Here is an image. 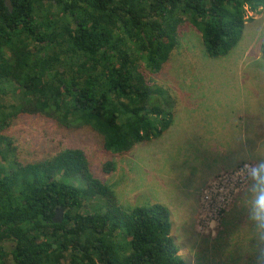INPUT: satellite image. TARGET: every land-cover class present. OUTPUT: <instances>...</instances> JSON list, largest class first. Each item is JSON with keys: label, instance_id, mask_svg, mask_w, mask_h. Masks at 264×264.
Returning a JSON list of instances; mask_svg holds the SVG:
<instances>
[{"label": "trees", "instance_id": "1", "mask_svg": "<svg viewBox=\"0 0 264 264\" xmlns=\"http://www.w3.org/2000/svg\"><path fill=\"white\" fill-rule=\"evenodd\" d=\"M11 4L0 0V264H189L167 207L120 205L78 149L21 162L10 130L29 117L90 128L110 157L101 172L113 173L114 156L173 124L179 88L161 79L183 34H199L207 57H225L264 0Z\"/></svg>", "mask_w": 264, "mask_h": 264}, {"label": "rangeland", "instance_id": "2", "mask_svg": "<svg viewBox=\"0 0 264 264\" xmlns=\"http://www.w3.org/2000/svg\"><path fill=\"white\" fill-rule=\"evenodd\" d=\"M247 18L240 42L219 59L206 56L195 31L183 34L161 79L179 88L173 124L162 138L114 156L113 173L101 172L110 157L90 128L43 118L12 126L18 160L78 149L120 205L168 208L171 234L189 264H253L251 226L236 198L247 184L236 173L240 161L264 155V8Z\"/></svg>", "mask_w": 264, "mask_h": 264}, {"label": "clouds", "instance_id": "3", "mask_svg": "<svg viewBox=\"0 0 264 264\" xmlns=\"http://www.w3.org/2000/svg\"><path fill=\"white\" fill-rule=\"evenodd\" d=\"M239 163L241 167L236 175L244 180L247 189L237 190V203L251 226L253 264H264V155Z\"/></svg>", "mask_w": 264, "mask_h": 264}, {"label": "water", "instance_id": "4", "mask_svg": "<svg viewBox=\"0 0 264 264\" xmlns=\"http://www.w3.org/2000/svg\"><path fill=\"white\" fill-rule=\"evenodd\" d=\"M4 4L5 6L9 9V11L12 10V4H11V0H4ZM62 218V210L61 209H57L55 211V216L53 218L54 222H60Z\"/></svg>", "mask_w": 264, "mask_h": 264}]
</instances>
